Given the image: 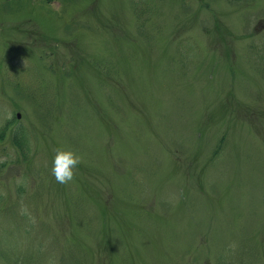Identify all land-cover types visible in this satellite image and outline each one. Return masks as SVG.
I'll return each instance as SVG.
<instances>
[{
  "label": "rangeland",
  "instance_id": "obj_1",
  "mask_svg": "<svg viewBox=\"0 0 264 264\" xmlns=\"http://www.w3.org/2000/svg\"><path fill=\"white\" fill-rule=\"evenodd\" d=\"M0 264H264V0H0Z\"/></svg>",
  "mask_w": 264,
  "mask_h": 264
},
{
  "label": "clouds",
  "instance_id": "obj_2",
  "mask_svg": "<svg viewBox=\"0 0 264 264\" xmlns=\"http://www.w3.org/2000/svg\"><path fill=\"white\" fill-rule=\"evenodd\" d=\"M82 157L70 147L57 145L51 162V173L56 181L68 184L74 179L75 169L81 163Z\"/></svg>",
  "mask_w": 264,
  "mask_h": 264
}]
</instances>
